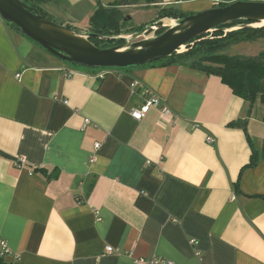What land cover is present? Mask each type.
Returning <instances> with one entry per match:
<instances>
[{
    "label": "crops",
    "instance_id": "crops-1",
    "mask_svg": "<svg viewBox=\"0 0 264 264\" xmlns=\"http://www.w3.org/2000/svg\"><path fill=\"white\" fill-rule=\"evenodd\" d=\"M114 1L44 9L87 34L98 5ZM238 1L264 2L144 0L123 10L190 16ZM105 71L70 65L0 16V238L19 255L4 262L264 264V161L242 171L250 139L264 145V102L248 115L247 101L187 62ZM134 81L173 118L153 107L134 120L147 100ZM239 120L245 128L231 125Z\"/></svg>",
    "mask_w": 264,
    "mask_h": 264
},
{
    "label": "water",
    "instance_id": "water-1",
    "mask_svg": "<svg viewBox=\"0 0 264 264\" xmlns=\"http://www.w3.org/2000/svg\"><path fill=\"white\" fill-rule=\"evenodd\" d=\"M0 16L8 25L15 26L65 62L92 70H129L148 66L179 53L189 42L212 34L220 26L234 21L249 22L250 27H264L261 24L264 23V2L238 1L207 12L173 19L171 26L163 24L164 17L149 23L133 36L109 38L124 43L108 49H100L90 41L94 34H81L60 25L23 0H0ZM242 27L237 26L226 32ZM152 30L164 32L148 37L147 33Z\"/></svg>",
    "mask_w": 264,
    "mask_h": 264
},
{
    "label": "trees",
    "instance_id": "trees-1",
    "mask_svg": "<svg viewBox=\"0 0 264 264\" xmlns=\"http://www.w3.org/2000/svg\"><path fill=\"white\" fill-rule=\"evenodd\" d=\"M23 1L38 9L42 15L48 17L44 9V4L57 0ZM141 1L144 0H115L114 3L108 7L99 4L89 23V33L94 34L93 37L90 38V41L100 49H108L124 43V41H116L109 38L142 31L148 24L140 27H132V25H130L131 19L126 17L123 10V8L126 7L136 6ZM145 1L148 5H153L158 2V0ZM187 16L189 15L170 7L160 10L152 22L164 17L178 19ZM49 19L53 20L52 18ZM248 25H251V23L240 20L222 25L213 33L212 37L205 35L202 38L191 41L186 45V50L184 52L176 53L168 58L150 64V66H166L187 62L192 68L198 71L217 76L236 96L249 103V115L254 102L258 98L264 102V52L255 56L228 55L225 53L226 50L233 45L256 42L260 39H264V27H250ZM237 26L243 27L231 32H226V30ZM12 27L17 29L15 26ZM67 27L74 30L70 26ZM163 32L164 30H161L159 34ZM101 37L106 39H102ZM76 66L79 67L78 65ZM245 124L246 121L239 120L233 122L231 125L245 128ZM250 145L252 150L250 161L243 167L242 171L247 168H254L261 161H264V145L262 149L259 150L251 139ZM239 181L240 178L236 183L237 191H239ZM0 264L7 263H5L4 260H0Z\"/></svg>",
    "mask_w": 264,
    "mask_h": 264
},
{
    "label": "built area",
    "instance_id": "built-area-1",
    "mask_svg": "<svg viewBox=\"0 0 264 264\" xmlns=\"http://www.w3.org/2000/svg\"><path fill=\"white\" fill-rule=\"evenodd\" d=\"M186 50V46L183 47L179 53H182ZM73 71L68 72V76L71 77L73 75ZM107 72L105 70H101V72L99 73L98 77L99 78H104L106 76ZM134 91H142L144 92V94L146 95V102L145 104L141 107V108H137L134 109L131 113L132 118H134V120L136 121H141L149 112L150 110L155 107V108H160L161 112L163 115L173 118V114L172 111L170 109H168L166 106L161 105L162 100L161 98H159L151 89L147 88L146 86H144L143 83H141L140 81H134V83L132 84ZM209 142H212V138H208ZM99 145H96V148H98ZM92 162L96 161V157H92L91 158ZM192 242H194V240H192ZM105 252L106 254H122L121 250L115 249L111 246H108L105 248ZM15 256V258H18L19 255L18 254H14L12 248L10 247L9 242L6 239H2L0 238V260H4L5 257L8 256ZM161 262L165 263V264H174L171 261H164L160 258H152L151 260H146V259H138L136 260V263L140 264H160Z\"/></svg>",
    "mask_w": 264,
    "mask_h": 264
},
{
    "label": "rangeland",
    "instance_id": "rangeland-1",
    "mask_svg": "<svg viewBox=\"0 0 264 264\" xmlns=\"http://www.w3.org/2000/svg\"><path fill=\"white\" fill-rule=\"evenodd\" d=\"M124 13H125L126 17L132 18V20H130V23H131L130 25H132L134 27H140L142 25L149 24L157 16L154 9H148V8H146L145 5L139 7L137 10L128 9V10L124 11ZM131 14H134V16H131ZM53 21H55L56 23H58L60 25H64V26L67 25L65 22H61L60 20H53ZM61 23H63V24H61ZM167 24H169V23H167ZM170 24H172V22H170ZM170 24H169V26H171ZM75 31L78 33H81L83 31V28L78 26L75 28ZM159 32L160 31L152 30V31L147 33V36L148 37L157 36V35H159ZM133 35H134V33L124 34V36H126V37L133 36ZM208 36L212 37L213 33L209 34ZM261 52H264V39H260L255 43H240L237 45H233L230 48H228L225 53L228 55L255 56V55H259ZM69 64L77 67L76 65H74L72 63H69ZM78 68L87 69V68H84L81 66H79ZM97 70H107V69H97Z\"/></svg>",
    "mask_w": 264,
    "mask_h": 264
},
{
    "label": "bare ground",
    "instance_id": "bare-ground-1",
    "mask_svg": "<svg viewBox=\"0 0 264 264\" xmlns=\"http://www.w3.org/2000/svg\"><path fill=\"white\" fill-rule=\"evenodd\" d=\"M261 24H264V23H261Z\"/></svg>",
    "mask_w": 264,
    "mask_h": 264
}]
</instances>
